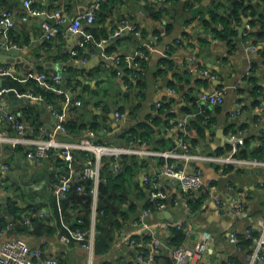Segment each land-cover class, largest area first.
Returning <instances> with one entry per match:
<instances>
[{"label":"crops","instance_id":"1","mask_svg":"<svg viewBox=\"0 0 264 264\" xmlns=\"http://www.w3.org/2000/svg\"><path fill=\"white\" fill-rule=\"evenodd\" d=\"M101 1L32 0L41 12L24 20L20 11L26 7L25 0H0V40L5 41V45L0 44V52L4 53L2 61L13 67L14 79L25 84V90L6 88L4 83L0 85V177L7 201L8 197L15 199L35 191L48 196L53 192L54 183L61 178L63 167L58 165V157L64 158L59 150L51 151L41 161L28 157L25 152L10 158L3 146L14 145L8 140L14 129L12 121L4 117L5 112L20 114L27 122L33 114V120L53 129L64 124V120L80 121L82 116L87 121H97L98 131L89 127L78 137L67 135L66 138L58 132L62 140L82 141L86 146L89 143L128 146L132 140L123 139L126 131L139 125H143V130L152 126L154 134L149 142H134V147L141 146L145 152L127 153L139 156L144 164L130 170V161L124 165L121 159V170L114 171L112 167L114 173L128 169L127 194L136 209L133 211L124 203L126 216L118 217V225L113 228V246L106 254H96L93 248L92 256L90 249L83 248L81 242L66 243L61 240L60 231L48 234L46 228L33 233L19 231L17 227L2 231L4 226H1L0 241L13 235L22 237L32 249L40 248L65 264H138V253L150 250L149 243L156 237L159 240L158 247L155 246L156 264H169L175 246L171 242L174 225L188 217L190 229L185 233L189 234L182 243L192 245L203 233L210 235L202 264H249L253 246L240 247L231 240V233L236 231L244 236L250 225L264 218V163H220L211 158L183 156L181 143L187 140L197 156L228 153L230 133L242 134L248 140V153L260 144L264 135V18L260 20L261 12L254 14L251 9L244 11L242 8L240 21H232L236 34L227 40L218 36L223 27L215 20V17L229 16L231 9L225 0H177L170 15L167 14L173 23L170 30L167 29V16L163 19L154 15V11L163 6L162 0H110L111 8L103 16L97 14L94 23H83L77 32L71 30L70 24L77 14ZM256 2L260 0H248V3ZM188 3L193 7L189 8ZM9 9L15 11L13 27L2 21L4 11ZM56 9H61L66 20L62 34L49 40L43 22L54 23L52 14ZM245 17L249 19L247 27L240 31ZM128 27L135 29L132 31ZM117 30L121 32L116 34ZM103 41L108 42L99 50ZM112 46L113 49H109ZM73 50L77 53L73 54ZM139 50L145 52L142 59L137 55ZM135 58L141 60L140 68L134 66ZM87 63L91 65L80 67ZM201 68L211 69L216 78L211 79ZM43 72L61 75L67 72L58 84L66 96L61 108L56 109L63 115L62 120L54 114L56 107L52 102L26 85L34 79L41 86H49L46 80L37 78ZM0 78L3 82V76ZM219 87L226 89L224 102L204 101V95ZM76 99H81L82 104H75ZM159 102L163 108L158 106ZM238 104L242 105V110L233 114ZM117 111L123 113L120 118ZM187 114L188 122L195 120L202 131L195 126L187 131L178 125ZM174 149L176 155L160 154ZM166 161L200 172L207 190L187 191L179 181L162 176ZM84 165L70 167L68 176L79 179ZM55 170L56 179L53 180ZM146 174L154 179L158 189L169 194L164 209L148 214L144 212L146 199L151 201L152 198L144 183ZM26 180L36 186L28 189ZM195 198L199 201L192 204ZM97 200L98 196L96 205ZM235 201L241 203L238 210ZM1 202L0 193V219L9 215V208L8 213H4ZM28 204L29 199H26L19 205ZM12 219L10 215L8 220ZM147 236L152 238L147 241ZM259 264H264V260Z\"/></svg>","mask_w":264,"mask_h":264},{"label":"built area","instance_id":"2","mask_svg":"<svg viewBox=\"0 0 264 264\" xmlns=\"http://www.w3.org/2000/svg\"><path fill=\"white\" fill-rule=\"evenodd\" d=\"M26 7L20 11V17L22 19L27 20L31 14H39L41 12L40 8L33 5L32 0H25ZM100 3H96L92 8L77 14L70 24L71 30L77 32L81 28L83 23L92 24L96 20L97 12L99 9ZM15 11L13 9H9L4 11L2 15V21L8 27L15 26L14 20ZM53 19L55 22L52 23L48 20L43 22V26L45 28V36L49 40H53L59 35L62 34V25L65 23V14L61 11V9H56L53 14ZM130 30H134L135 27H128ZM121 30H117L116 34H119ZM157 38V35L155 36ZM1 45H5L4 40H0ZM80 44L83 45L84 41H80ZM73 54H76L77 51L73 50ZM137 55H140L142 59L145 56L144 50H139ZM136 59V58H135ZM85 62V60H84ZM134 66L141 67V60L138 58L134 61ZM201 70L211 79L216 78V74L209 68H201ZM13 72V67L11 65H7L0 61V75H11ZM40 80H46L49 78L46 73H40L37 76ZM52 79L60 84L62 80V75L60 73H56L53 75ZM56 91L61 93V89L56 87ZM226 89L224 87L217 88L213 93L204 95V101L207 103L217 104L225 101ZM75 104L81 105L82 100L76 99ZM50 106L53 107V104L50 103ZM158 106H162V103L159 102ZM54 114L58 116L61 120L63 119V115L54 108ZM242 110V105L238 104L236 110L233 114H238ZM117 117H121L123 115L122 112L117 111ZM4 117L10 119L13 123L14 133L8 138L10 142L13 144H23L27 151L26 154L28 157L35 159L37 161H41L43 158L47 157L49 153L53 150H59L62 155L69 161L74 158L73 151L79 148H89L95 152L93 157L88 158L85 161V165L83 167V174L85 177L92 178L94 180L93 191L95 193V208H96V199L98 196V185L101 181V172H102V157L105 154L114 155L115 161L113 163L114 171H119L122 167L121 155L127 153H143L145 152L142 148L134 147V142L130 141L128 146H111L108 144H88V146L84 145L82 141H66L59 138V131H65V126L63 123H60L59 126L55 129L51 128L45 124H33L27 122L21 118L20 114L5 112ZM187 114L184 118H182L178 125L186 129L188 124ZM228 143L231 145L228 153L218 154L214 156H208V154L203 156H197L193 153L190 143L183 139L181 143L182 147V155L188 157H196V158H205V159H213L217 162L224 163H248V164H257L264 163L262 159L258 158H245L238 156L239 151L245 145V137L242 134L230 133L227 137ZM87 148V149H88ZM177 151H165L160 154H164L166 156L176 155ZM7 169L8 166H5ZM162 176L168 179L177 180L181 183L182 187L187 191H206L207 187L203 181L200 172L190 171L183 167H179L173 164L170 161H166L163 167ZM72 177L62 175L58 182L54 183L53 189L62 197H66L68 195V191L71 187ZM144 183L146 187L149 189L152 200L156 201L155 210L164 209L166 206V198L168 197V192L165 190L158 189V185L154 181V179L146 174L144 177ZM83 187L80 186L79 189ZM174 201H177L174 198ZM235 209H239L241 207V203L235 201ZM188 208L191 209L190 204H188ZM152 211V208L147 207L144 212L148 214ZM39 214L41 216L46 215V209H42ZM96 212L94 213L95 220ZM25 224L29 225L31 220L26 218L23 220ZM14 220H10L8 225L5 227V230H10L14 227ZM174 228L180 229L182 231L189 232L190 222L188 217L183 218L180 221H177L174 225ZM4 230V231H5ZM189 234V233H186ZM72 236L61 235V240L66 243L72 242L73 239H76L78 242H81V245L85 249H90L93 256V248H94V240L96 235L95 222L91 229L84 230L80 227H77L72 230ZM247 238L252 240L251 245L253 249L250 253V261L249 264H259L260 261L264 260V218L260 217L256 220L255 223L250 225L246 229ZM231 240L234 243H238V234L236 231L231 233ZM133 241H136L133 239ZM150 250L141 251L137 255L138 264H156V249L155 246L158 247L159 240L154 237V240L150 241ZM210 244V235L208 233H203L197 241L192 245H187L181 243L175 246L172 249V260L169 264H202L203 259L208 251ZM152 247V248H151ZM36 260L39 262L37 263ZM92 261V258L90 259ZM0 264H65L61 261L57 256L48 255L44 252V250L32 249L28 243V241L22 237L9 236L0 241ZM233 264V263H229Z\"/></svg>","mask_w":264,"mask_h":264},{"label":"trees","instance_id":"3","mask_svg":"<svg viewBox=\"0 0 264 264\" xmlns=\"http://www.w3.org/2000/svg\"><path fill=\"white\" fill-rule=\"evenodd\" d=\"M110 0H102L98 9L97 14L100 13V16H103L111 6L109 5ZM114 1V0H113ZM163 6L154 11V15L156 18L165 19L167 14L170 15L171 9L174 8L177 0H162ZM231 9L228 17L216 18L222 23V29L218 31V36L227 40H231L232 36L236 34V28L233 25L232 21H240V10L243 8L244 11L251 9L255 14L258 11L261 12V19L264 18V5L261 3L264 0H260V2L256 3H248V0H225ZM189 8L193 7L192 3H188ZM262 10V11H261ZM168 21L167 29L170 30L172 28V21H169L168 16L166 18ZM159 33L158 31H154ZM130 34V33H129ZM132 36V35H131ZM109 49H113V46ZM81 51L82 48H79ZM131 71V70H130ZM49 76L46 81L49 86H41L39 82L34 79H30L26 82V85L31 86V90H35V92H40L44 96L47 101H50L54 104L56 109H60L61 101L66 99L65 93H58L55 87H60L53 79V75L50 72H43ZM4 86L7 88H16L19 90H25L23 84L24 82L19 79H14L12 75H4L3 76ZM258 87H255V91H257ZM194 104H197V101L194 100ZM58 105V106H56ZM163 108V105H162ZM163 110V109H162ZM200 117V116H199ZM198 117V118H199ZM30 122L33 124L39 125L36 120H33V114L30 115ZM156 123L158 120H155ZM65 131H61L60 135L66 137L67 135H71L72 137H78V134H82V131L86 128L92 127L98 131L100 124L97 121H87L83 116L80 118V121H65L64 120ZM191 126H195L199 131H202L203 128L201 125L197 124L195 120H191L188 122L186 126V130L188 131ZM154 134V130L152 126H147L146 130H143V125H139V127H132L128 131L123 134V139L125 141L132 140L136 144H140L143 141L149 142L152 135ZM187 138V135H185ZM67 138V137H66ZM101 143H103L101 141ZM129 143V142H128ZM249 144L248 140H246L245 145L241 148L238 153V156L241 157H255L258 159H264V135L261 137V142L257 147H254L251 150V153L247 152L246 146ZM230 148V146H229ZM3 149L10 153V158L13 159L16 153L27 151L26 147L23 144H14V145H4ZM1 152V150H0ZM55 152V151H52ZM50 152V153H52ZM74 158L69 161L65 157H58L57 163L63 167L62 175L68 176L70 172V167L74 166V168H80L85 164V161L93 157L95 153L93 151L79 148L73 151ZM79 153V154H78ZM121 159L125 165L127 161H130L129 169L133 170L137 166H142L144 162L140 161V157L133 154H123L121 155ZM115 161L114 155L105 154L102 157V172H101V181L98 185V200L95 208V193L92 190L94 186V180L92 178L85 177V175L81 174V178L74 180L72 178L71 187L68 191V195L66 197L60 196L55 189L50 195L38 194L35 192H27L25 194H21L19 197L14 199L13 196L8 197V208L9 215L2 216L0 219V227L2 231L5 230V227L8 225L9 221L8 217L13 216V220L15 222L14 227L20 230H27L33 233H37L40 228H46V233L54 234L60 231L61 235L72 236L71 232L73 229L80 227L84 230H89L92 228L95 222V241H94V249L96 254H106L110 251L113 246L114 234L113 228L115 225H118L119 216L125 217L126 212L123 210L124 203H128L131 210H135L136 206L131 203L128 198V182L129 180V172L128 169L125 171H121L120 173H114L112 171L113 163ZM121 170V169H120ZM52 178L56 179V170L52 172ZM59 176V177H60ZM71 177V176H70ZM89 183V184H88ZM82 186V189L79 187ZM29 199L30 204L27 206L19 205L21 200ZM195 201H199L198 198L192 200V204ZM156 201L151 200L149 198L146 199V208L150 207L152 210H155ZM46 208V215L40 216L38 213ZM96 212L95 220L94 213ZM76 214V215H75ZM29 218L31 223L26 225L24 223V219ZM19 221V222H18ZM20 223H24L25 225L22 227ZM33 225V228H31ZM175 234L173 238H171L172 244L175 246L181 244L183 240L186 238V233L180 229H175ZM65 233V234H63ZM238 234V233H237ZM153 236V235H152ZM152 236H147L146 240H150ZM238 245L243 248L251 245L252 240L247 238L246 235L242 236L238 234ZM73 241H77L73 239ZM70 242V243H72ZM174 246V247H175Z\"/></svg>","mask_w":264,"mask_h":264},{"label":"water","instance_id":"4","mask_svg":"<svg viewBox=\"0 0 264 264\" xmlns=\"http://www.w3.org/2000/svg\"><path fill=\"white\" fill-rule=\"evenodd\" d=\"M248 21H249L248 17H245L242 25L239 28L240 31L244 30L247 27ZM107 42L108 41H103L102 44L98 47L99 50H102L103 46H105L107 44ZM3 54H4L3 52H0V61L1 62H3L2 61L3 60V57H2ZM72 65H73V63H72ZM90 65H91V63H87V64H82L80 67H89ZM62 76H63V78H65L67 76V72H64ZM0 85L1 86L3 85L2 81H0ZM56 106H58V105H56ZM25 185L27 186L28 189L33 188V187L36 186L35 184L30 183L28 180L25 181ZM0 193H1V198H2L1 204L4 207V213H8L7 200H6L7 198H6V195H5V187L3 186L2 177H0ZM17 237H19V236H17Z\"/></svg>","mask_w":264,"mask_h":264},{"label":"bare ground","instance_id":"5","mask_svg":"<svg viewBox=\"0 0 264 264\" xmlns=\"http://www.w3.org/2000/svg\"><path fill=\"white\" fill-rule=\"evenodd\" d=\"M60 119V118H59ZM79 154V153H78ZM5 166V165H4ZM81 178V177H80ZM89 184V183H88ZM76 215V214H75Z\"/></svg>","mask_w":264,"mask_h":264}]
</instances>
